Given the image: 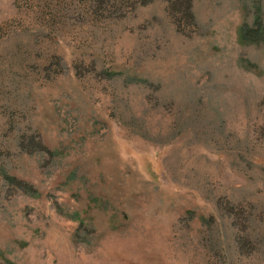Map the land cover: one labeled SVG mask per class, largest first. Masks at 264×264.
Masks as SVG:
<instances>
[{
  "label": "rangeland",
  "instance_id": "rangeland-1",
  "mask_svg": "<svg viewBox=\"0 0 264 264\" xmlns=\"http://www.w3.org/2000/svg\"><path fill=\"white\" fill-rule=\"evenodd\" d=\"M107 6L0 0V264H264V0Z\"/></svg>",
  "mask_w": 264,
  "mask_h": 264
},
{
  "label": "trees",
  "instance_id": "trees-1",
  "mask_svg": "<svg viewBox=\"0 0 264 264\" xmlns=\"http://www.w3.org/2000/svg\"><path fill=\"white\" fill-rule=\"evenodd\" d=\"M95 1H98V0H95ZM100 3H104L106 2V6H107V2L108 0H99ZM169 1V6L170 8L173 9V5H179V7H181V9L177 10L176 9V12L180 13L181 15L185 16V17H188L189 19L190 18H193V15L192 13H190V4H191V0H168ZM114 5V4H113ZM110 6V7H113ZM108 7V6H107ZM104 8V7H103ZM247 34H250L248 31L246 32ZM242 37H245L243 34H242ZM33 137H26L25 135H23L21 137V139L18 141L21 146L20 150L24 153H30L31 150L33 149H38V150H42L44 148H42V145H41V142L40 140H34L32 139ZM33 148V149H30V148ZM239 245H241L242 247V244L238 243Z\"/></svg>",
  "mask_w": 264,
  "mask_h": 264
}]
</instances>
